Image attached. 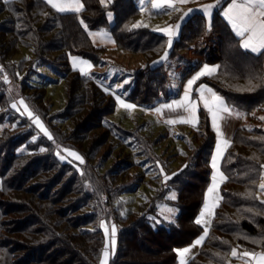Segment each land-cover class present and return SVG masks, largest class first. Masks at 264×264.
<instances>
[{
    "label": "trees",
    "instance_id": "trees-1",
    "mask_svg": "<svg viewBox=\"0 0 264 264\" xmlns=\"http://www.w3.org/2000/svg\"><path fill=\"white\" fill-rule=\"evenodd\" d=\"M225 1L214 8L209 27L201 13L189 16L182 23L167 59L191 47L197 39L216 34L217 43L209 48L205 60L217 63V72L199 81L211 85L227 103L243 112L264 110V50L252 53L240 46L239 37L221 14ZM81 2L84 5L81 12L58 13L44 0H0V264H99L105 245L102 220L107 224L114 221L117 226L116 252L109 264H177L176 250L203 234V227L196 225L195 220L211 179L215 133L204 119L202 106L198 113L200 123L197 128L193 127L200 132L202 142L193 147L180 166L174 170L167 168L157 155H147L148 148L146 168L164 169L172 178L160 181L151 197L141 203V211L128 216L120 215L119 207L116 208L118 215L109 211L110 202L117 194L136 189L135 179L115 178L133 167L127 156L100 171L103 163L92 165L87 151L49 125L46 111L33 103L31 94L20 95L44 121L55 143L11 108L14 96L6 81L11 83L12 75L17 76L20 68L9 67L5 58L16 52V46L27 43L34 46V57L23 61L49 64L64 81L67 75L71 76L67 84L69 101L62 115L73 117L87 106L92 110L95 105L105 103L106 108L95 109L99 115L93 127L102 128L106 137L112 136L117 144L122 145V141L126 146L130 144V128L107 117L116 104L111 90L104 91L109 86H104L96 74L82 75L69 64V54L99 63L106 49L92 42L81 20L92 29H109L116 48L143 55L144 65L128 72L131 79L122 91L126 100L152 107L162 98L176 94L177 90L170 85L167 59L161 61L167 49L166 36L149 26L132 28L141 13L137 0ZM109 11L113 13L112 23L107 18ZM8 33L13 34L9 41L3 37ZM51 52L57 53L54 58ZM196 65L187 67L184 74ZM27 80L24 82L28 83ZM31 87L40 88L43 93L42 84ZM93 116L90 113L84 123H90ZM76 126L82 125L75 121L74 130L68 133L73 139L81 137ZM35 133L38 137L33 140ZM57 145L76 150L83 156L84 164L78 162L75 163L78 167H74L61 161L56 155ZM40 148L45 151L41 152ZM262 164L264 127L239 126L220 161V168L228 179L220 184L222 200L214 209L209 235L187 264H229L232 248L264 249V204L260 198H252L259 192ZM172 189L176 190L175 199L167 197ZM161 201L178 208L173 220L158 223L149 218V214L157 212Z\"/></svg>",
    "mask_w": 264,
    "mask_h": 264
},
{
    "label": "rangeland",
    "instance_id": "rangeland-1",
    "mask_svg": "<svg viewBox=\"0 0 264 264\" xmlns=\"http://www.w3.org/2000/svg\"><path fill=\"white\" fill-rule=\"evenodd\" d=\"M107 1L108 0H105V2ZM141 17L142 15L140 13L137 23L139 22ZM107 18L109 23L112 22L113 14L111 11L108 12ZM89 31L94 34L89 35ZM86 32L94 44L103 45L106 47V49L103 52L99 63H94L90 59L77 54H69L68 61L70 66L74 68L75 64V68L79 70L80 73L81 69H83V71L87 72L88 75L96 74L98 80H101L104 86H109V89L111 90L116 85L123 84L125 80L128 82L130 81L131 76L128 74L130 69H137L144 65L145 59L141 53L115 47L113 43L114 38L109 29L104 27L92 29L87 26ZM3 37L4 39H7L9 41L11 40V37H13V34L8 33ZM26 44L27 43H25V46H16V52L12 53L11 55H6L5 58L6 62L9 63V67L17 66L18 69L20 68V72L17 74V76H14V74L12 75L13 80L11 81V83L8 84V82L6 81L8 90L14 96L12 104H17V106L21 110H23V106L19 105V101L21 99L24 100V98L20 94H31L33 103H35L42 110L46 111L47 118H49V125L56 129L58 133L64 134L67 137H71L72 140L70 139V141H72V143H74L81 150L87 151L90 163H92V165L103 163V166L99 169L100 171L107 166L109 167L110 165L115 164L116 162H118V160H120V158L121 160H123L127 156V158L131 160L133 167L119 175V177L115 178L118 180L135 179L136 189H134L132 192H121L119 195L117 194V197L110 202L109 211L112 212V215L113 212L118 215L116 208L119 207V214L122 216H128L132 212L137 213L141 211V203L151 197V195L161 183L160 181L165 182L164 177L165 175H167L164 169H160L159 171H157L155 166L146 168L147 160L145 159L148 158L147 155H157L162 159L167 168L174 170L178 166H180V164L183 163V160H185L191 154L193 147H196L197 145H199V143L202 142L203 138L201 137L200 132L196 129H193V126L190 124L175 123L169 125L167 123L159 122L157 113H154L152 110H150L151 108L137 105L131 101L126 100L121 95V92L124 90L125 85L123 84V87L118 88L116 90V93L120 95L121 99L126 103L135 104L136 108L125 109L116 102L113 112L107 115L110 120L119 122L124 126L130 128V144L126 146L127 144L123 141V146L117 144L116 140L112 136L108 138L106 137L105 133L102 131V128H98L96 126L93 127V125H95L94 119H98L99 115L97 114L98 112L95 109L97 107L106 108L105 103L101 102V104L99 103L100 105H95L92 110L87 106L88 108L86 107L85 109H82V112L80 114H75L73 117L69 116L70 118L67 115L61 114L69 101L67 97V84L71 76L67 75V78L64 81L61 79V77L58 76V74L49 64H41L38 63V61L32 63L31 60H28L26 62L23 61L25 59H31L34 57V46H28ZM201 47L202 43L200 42L197 44V49H200ZM181 53L186 54L188 52L186 51V49H183ZM56 54V52H51V55L53 56L52 58H54ZM197 55L198 56L194 55L192 59L195 60V57H199L202 60V65L204 66L205 54L203 55L197 53ZM73 58H76L75 61L73 60ZM81 60L89 62L91 64V67H88V65L86 64H81ZM168 60L169 63L166 66L170 77V85L173 87L175 84H177V81H179V77L183 72V70L179 71L176 68V66H178V64L182 60H180L179 56L177 55L168 58ZM25 78H28V83L24 82ZM41 84L44 86L43 93H41L42 91L40 88L33 89L31 87L32 85ZM180 91L179 92L181 93L182 97L183 85H180ZM29 110L33 111L30 107ZM86 111H89V114L92 113L93 115H95L91 117L90 123H84V120L89 117V114L85 113ZM238 111L243 115L246 126L249 127L256 124L259 126L262 125L260 124L261 119L258 123L257 120L261 117V115H264V110L254 109V111L249 114L248 112L246 113L239 109ZM184 115L187 114L185 113ZM255 115L258 117L257 120L250 119L251 116L254 117ZM25 117L27 118L26 115ZM171 118L174 119L177 117L172 116L170 117V119ZM147 119L149 120L148 123L145 122L147 121ZM41 121L49 130L44 121L42 119ZM75 121L79 123V126L82 125L80 126V128H78V126H76L75 128V130L81 132V137L76 136L73 139V135L68 133L74 130L73 128ZM143 121L147 124L146 126ZM14 125L15 124H13V126ZM33 126L35 127V125ZM37 131L43 135V133L39 129H37ZM33 137L37 138L38 134L35 133L31 139H33ZM103 138L105 139L102 142L96 144V146L95 143ZM58 148L56 149V153L59 151L66 157L67 153L63 152V149L74 150L65 147ZM148 148L149 153L147 154ZM141 152H143V154H140ZM75 163L77 164L78 162ZM251 173L253 172L251 171ZM260 182L261 180L258 181V185ZM173 195L176 196L175 189H172L167 194V197L171 198ZM168 209H172V211L169 212ZM177 212L178 208L176 206L169 204L166 201H161L157 204V212L155 214H149V218L153 222L158 223L162 221H171L174 219ZM235 215L237 216V214ZM202 219L209 220V217L205 216ZM102 221L109 231V264L110 257L112 256L110 244L111 227L112 225L116 226V223L114 221H110L109 224H107L106 221ZM101 229L104 232V228L101 227ZM103 250L104 248L102 249L100 254L99 264H101V261L104 259Z\"/></svg>",
    "mask_w": 264,
    "mask_h": 264
},
{
    "label": "snow or ice",
    "instance_id": "snow-or-ice-1",
    "mask_svg": "<svg viewBox=\"0 0 264 264\" xmlns=\"http://www.w3.org/2000/svg\"><path fill=\"white\" fill-rule=\"evenodd\" d=\"M44 2L50 5L51 8H53L58 13H78L81 12L84 8V5L80 3V0H44ZM100 2L104 4L105 0H100ZM188 2L189 0H151V6L153 9L157 10L167 7L172 11H179L176 5L187 4ZM143 3L144 0H141L142 10ZM220 3L221 0H216V4L204 5L200 10L210 17L211 9L218 7ZM192 11L194 10L189 8L187 12L183 13V15L179 17V20L183 22ZM222 15L230 23L235 35L241 38L240 46L243 49L250 50L252 53H259L261 52V50H264V0H231V2L227 4V7L222 10ZM80 23L87 30V25L84 24V21L81 20ZM140 27L146 28L148 27V25L141 23L132 25V28L134 29ZM180 27L181 23H176L165 28H156L154 29V31L160 32L167 37V47L168 49H171L174 41V36L178 33ZM93 34L94 33L89 31V35ZM167 57L168 52L166 51L164 56L161 57V61L166 60ZM75 59L76 58H73L74 61ZM159 62L160 61H157L155 63ZM80 63L86 64L88 65V67H91V64L85 60H81ZM217 68L218 66L210 67L205 64L195 75L187 79L186 85L183 86V96L180 99L173 100L170 103H162L159 107L155 108V111L157 113H162L163 110L166 109L168 110V112L172 113L182 111L183 113L187 114L179 116L178 119L166 120V123L169 125L179 122L190 124L194 128H197L201 118L198 113L200 112V106L202 105V113L204 119L210 122L211 127L216 135L215 154L211 159V167L214 170L212 174V183L207 188L204 196L203 211L199 214L201 218H197L195 220L196 225L203 227V234L194 240V243L191 247L202 245L206 237H208L209 228L211 226V219L204 220L202 218L205 216L209 218L213 217L214 209L218 207L219 202L222 200V197L217 194L219 183H223L228 179V177L223 171L220 170L217 164V162L224 157L227 148L230 146L229 139L226 138L225 133L222 131L221 122L225 121L228 117L231 116H241V113L236 110L235 106H230V104L227 103L222 96L218 95L215 91H213L211 88H208L206 85L200 84L194 89L193 86L196 85L197 81H199L202 77L213 76L217 72ZM81 74L85 76L88 75V73L84 72L83 69H81ZM4 78L5 80H7L6 76ZM127 83L128 81L126 80L123 82V84ZM123 84L113 87L111 89V94L115 96L116 102L123 108H136L135 104L126 103L121 99V96L116 93V90L118 88H122ZM104 91L108 93L110 89L104 88ZM194 92L196 93L195 97L193 96ZM19 105L23 106V110H21L15 103L11 105V108L19 112L21 116L26 115L28 120L31 121V124L35 125V127L39 129L49 141H53V143H55L53 135L44 126L41 118L38 115H35L33 111L29 110V106L23 99L19 101ZM260 119L264 120V117H261ZM35 139L36 138L33 137V140ZM57 147H59V145H57ZM40 151L43 152L45 151V149L40 148ZM63 152L67 153V157L65 155H62L59 151L56 153L61 161H66L69 164H72L74 167H78L75 162L84 164V158L78 152L70 149H63ZM260 170L261 182L258 185V190L259 193L264 194V164L260 165ZM171 178V176L165 175L164 180L166 182ZM171 198L175 199L176 197L175 195H173ZM252 198L259 199V196H253ZM260 203L264 204V200H260ZM168 211L171 212L172 209H168ZM101 227L104 228V235L106 238V243L103 250L104 259L101 261V264H108L109 231L103 221L101 222ZM110 235L111 254L114 256L117 246V229L115 225H112ZM191 247H185L181 250H176L177 255L181 258L180 264H187L184 257L191 251ZM231 255L233 257H239L240 259H243L245 264H264V251L238 252L236 248H232Z\"/></svg>",
    "mask_w": 264,
    "mask_h": 264
},
{
    "label": "crops",
    "instance_id": "crops-1",
    "mask_svg": "<svg viewBox=\"0 0 264 264\" xmlns=\"http://www.w3.org/2000/svg\"><path fill=\"white\" fill-rule=\"evenodd\" d=\"M223 1V0H221ZM140 8H141V19L139 20V23L141 24H147L149 27H151L152 29H156V28H165V27H168L169 25H174L176 23H182L189 17L191 16L193 13H201L205 19H206V22H207V26L209 27L210 25V22H211V18H212V15H213V11L214 9H211V16L209 17L207 14L203 13L200 9L202 8V6L204 5H208V4H216V0H189V2L187 4H177L176 7L179 9V11H172L171 9L165 7L163 9H153L152 6H151V0H144V3H143V10H142V6H141V0H137ZM231 0H226L224 3H223V6H222V9H221V14H222V10L225 9L227 7V4L230 3ZM82 4V2H81ZM191 8L193 9L194 11H192L186 18L183 22H181L179 20V17L181 15H183V13L187 12L188 9ZM153 11H158L159 13H154ZM177 13L179 15H177ZM113 14V13H112ZM108 15V14H107ZM113 19V18H112ZM225 20L227 21V19L225 18ZM113 22V20H112ZM110 22V23H112ZM228 22V21H227ZM230 28H231V25L230 23L228 22ZM232 29V28H231ZM180 31V29H179ZM179 31L177 34H175L174 36V39L177 38L178 34H179ZM233 31V30H232ZM234 32V31H233ZM167 39V37H166ZM202 43V49H197V44L198 43ZM239 42H241V38L239 37ZM217 43V36L215 34H209V35H205L201 38H199L197 41H195L193 43V45L189 48H185L186 51L188 53L186 54H183L180 52V54H177V56H179L180 60H182L178 66H176V68L181 71L183 70L182 74L180 75L179 77V81H177V84H175L173 86V89L177 90L176 94L173 95V96H170L169 98L167 99H164L162 98L158 104L152 106V107H148V108H151L150 110H152L154 113H157L155 111V108L156 107H159L162 103H165V102H168L170 103L171 101L173 100H176V99H180L181 98V91H180V85H186V81L187 79L191 78L193 75H195L198 70H200V68L203 67V63H202V60L199 58V57H195V60H193L192 58L195 56H198L197 53H200V54H205L204 55V58L206 57L207 55V52L209 50V48L211 46H215ZM167 46V45H166ZM169 50L168 47L166 49V51L169 53ZM165 51V52H166ZM262 51V50H261ZM164 52V54H165ZM164 56V55H163ZM193 60V61H192ZM205 61V64L210 66V67H215V66H218L217 63H210V62H207L206 60ZM169 63V60L167 59L166 60V65ZM196 63L197 65L195 66V68H193L190 72H187V74H184L186 71H187V67L191 66L192 64ZM263 68H264V60H263ZM195 73V74H194ZM190 75V76H189ZM180 82V83H179ZM200 84H204L206 85L208 88H211L213 91H215L218 95L222 96L221 94H219L211 85L207 84L206 82H201V81H197L196 82V85H194V89L196 87H198ZM180 91V92H179ZM124 92H121V95L123 96ZM196 93L194 92L193 93V96L195 97ZM223 97V96H222ZM224 98V97H223ZM225 99V98H224ZM226 101V99H225ZM227 102V101H226ZM202 106V105H201ZM232 106V105H230ZM236 110H238L236 108ZM185 113H183L182 111H178V112H175V113H172V112H168V110H163L162 113H157V116L159 117V122H163V123H166V120L170 119V117L172 116H175L177 118H174V119H178L179 116L181 115H184ZM256 116V115H255ZM257 117V116H256ZM261 117H264V115H261ZM260 117V118H261ZM251 118V117H250ZM172 119V118H171ZM257 120V119H256ZM147 121H149L147 119ZM152 121V120H151ZM258 121V120H257ZM179 123V122H177ZM210 124V122H209ZM260 124H262L261 126L264 127V120L261 119V122ZM241 125H246V122L245 120L243 119V115L241 114L240 117H236V116H231V117H228L225 121H222L221 122V128H222V131L225 133V136L227 139H229V141H231V139L233 138V135L236 131V129L241 126ZM210 127H211V124H210ZM212 129V127H211ZM213 130V129H212ZM214 132V131H213ZM215 133V132H214ZM215 144H216V135H215V142H214V146H213V150H212V154H211V158H210V166H211V159H212V156L215 154ZM220 161L219 160L217 162L218 164V167L220 168ZM221 170V168H220ZM222 171V170H221ZM214 170L212 169L211 167V179H210V182L208 184V187L211 185L212 183V174H213ZM220 184L219 183V188H220ZM207 187V188H208ZM218 188V195H220V189ZM207 190V189H206ZM206 193V191H205ZM259 193V192H258ZM205 196V195H204ZM259 198L260 200H264V194H261L259 193ZM204 202V201H203ZM203 210V204L200 208V211H199V214L201 213V211ZM197 216V218H201L200 216ZM209 219H212L209 218ZM194 241L185 246V247H191L193 245ZM183 247V248H185ZM200 245L198 246H195V247H191V251L189 253H187L185 255V260L186 262L197 252V250L199 249ZM181 248V249H183ZM180 249V250H181ZM238 252H243V251H247V250H237ZM257 251H264V249L262 250H257ZM180 257L178 256V261H179V264H180ZM178 264V262H177ZM229 264H245L244 260L243 259H240L239 257H233L231 258V260H229Z\"/></svg>",
    "mask_w": 264,
    "mask_h": 264
}]
</instances>
